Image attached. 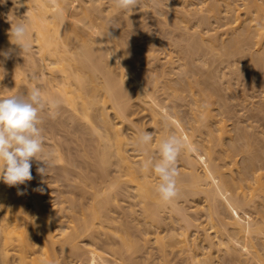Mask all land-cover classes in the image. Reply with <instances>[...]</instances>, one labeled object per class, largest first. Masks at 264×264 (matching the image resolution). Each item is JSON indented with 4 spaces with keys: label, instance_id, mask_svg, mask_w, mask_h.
<instances>
[{
    "label": "bare ground",
    "instance_id": "obj_1",
    "mask_svg": "<svg viewBox=\"0 0 264 264\" xmlns=\"http://www.w3.org/2000/svg\"><path fill=\"white\" fill-rule=\"evenodd\" d=\"M187 1L181 0L172 18L175 22L172 21V27L183 31L180 35L184 39L179 34L177 37L186 39V44L177 47L182 62L175 70L171 58H165L153 69L156 74L152 79L135 68L138 55L133 46L140 39L139 33L133 34V29L124 27L138 22L136 9L150 7L163 17L161 0H140L139 7L128 11L117 9L114 0H32V5L22 9L14 6L13 0L0 2V41H4L0 51L13 49L11 58L5 60L0 56V70L5 73L0 75V84H4L10 96L26 93L39 84L46 99L60 101L54 117L48 111L40 114L46 150L53 152V163H63L49 171L64 182L78 180L74 185L69 182L65 185L64 192L73 197L55 200L52 205L44 204L34 180L12 187L0 181V264H136L132 257L140 254L150 241L147 229L142 233L146 236L141 238L142 244L137 241L119 250L108 249L111 259L94 242V235L99 233L108 234L107 239L110 234L114 243L120 226L111 210L123 209L122 203L126 202H130L129 207L142 208L149 227L154 229L153 239L159 249L179 246L188 255L190 264H219L216 251L236 243L237 238L228 233L227 224L217 214L216 200L223 201L228 209L254 206L251 195L264 190V176L262 167L258 168L260 163L255 165L258 156L249 148L250 136L256 133L238 126L235 110L226 106L225 100L230 96L227 99L223 96L227 94L218 85L215 72L219 67L216 70L218 65L214 63L226 67L239 80L249 79L246 74L253 77L254 72L261 78L257 76V81L264 82V2L242 0L239 7L233 0H224V4L201 0L200 6L190 7ZM23 17L30 24L33 45L31 53L24 56L9 37L11 22L18 23ZM182 39L179 40L184 42ZM109 51H115V55L109 58ZM154 52L151 48L150 54L144 55L146 65L159 61ZM168 65L171 66L167 73L164 69ZM32 74L38 80L30 79ZM164 75L174 77L162 81V93L170 89L168 95L181 97L188 108L193 133L186 142L190 149L204 156L201 174L194 164L198 154L194 157L188 151L181 154L179 161L184 164L178 170L180 195L170 203L161 201L155 193L157 178L139 171L147 156L157 151L160 141L172 133L166 125L159 127L162 121H168L156 95L157 81ZM229 112L237 121L230 120ZM146 117L156 128V135L147 149H137L135 138L144 131ZM228 120L235 122L230 124L231 129H227ZM173 132L182 137L178 128ZM74 139L80 147L72 143ZM79 142L85 144L84 149ZM241 152L245 153L236 160ZM37 165L38 162H32V168ZM232 167H237L236 176ZM40 177L38 180L44 184L46 176ZM242 188L251 191L248 200ZM227 189L244 200L233 198ZM198 194L207 202L209 228L197 217L199 206L184 207L188 200L185 196ZM181 199L186 200L183 205L179 204ZM164 208L170 211L168 218L172 225L179 224L180 231L173 226L162 230L163 234L157 231L168 219L162 217ZM259 209L264 213V203ZM88 210H91L89 218L85 213ZM233 217V224L246 237L264 234V221L252 229L251 220L237 214ZM192 232L195 237H191ZM84 237L90 238V247L81 244ZM199 243L203 252L190 254Z\"/></svg>",
    "mask_w": 264,
    "mask_h": 264
},
{
    "label": "rangeland",
    "instance_id": "obj_2",
    "mask_svg": "<svg viewBox=\"0 0 264 264\" xmlns=\"http://www.w3.org/2000/svg\"><path fill=\"white\" fill-rule=\"evenodd\" d=\"M161 1L163 4V12H164L163 17L155 9L150 8V7L143 8V9H136L135 13L138 14V19H137L138 22L133 26H125L124 27L125 30L133 29V32H132L133 34L139 33L140 39H139L137 44H135L136 43V41H135V43H134L135 45L133 46L135 51H136V54L138 55L136 60H135V68L138 70L139 73L148 77L149 79L154 78L156 72H153V69L155 67H159L158 66L159 63L164 61V59L167 57L171 58V61L173 62L172 66H174V68L176 70L178 67L177 65H179L182 62L179 60V56H180L179 54L180 53L177 54L178 53L177 47H179V45L182 46V44L183 45L186 44L185 43L186 39L183 40L184 36L180 35L181 32L183 33L182 29L179 30L180 28L178 29V27L176 28V26L172 27V24L174 22L173 16L176 15V11L180 6L179 4H180L181 0H161ZM229 1H231V0H229ZM200 2H201V0H188L186 2V4H190V7H198L201 5ZM232 2L236 6L240 7L242 0H233ZM263 2H264V0H263ZM217 3L218 4H224V0H218ZM19 4H20L19 7L22 9V8H24V6L32 5V0H19ZM14 6H16V5H14ZM220 9H223L222 6L220 7ZM164 18H166L170 23L166 20L168 22V24H167L165 22ZM172 18H173V20H172ZM192 20H193V18L191 19V21ZM210 20L212 23V19H210ZM211 23H210V25L213 27V25L215 23H213V24H211ZM180 25L184 26V23L183 24L181 23ZM216 26H217V24H215V27ZM175 28L178 30H176ZM193 29H195V27ZM191 30L192 29H190L189 31L191 32ZM170 31H172V32H170ZM132 33H128V35L130 36V35H132ZM178 34L180 35V37L182 36L183 39L178 38L179 37ZM171 39H172V41H171ZM179 39L180 40L182 39V41H184V42H181ZM3 42L4 41H0V44ZM175 42H178V44H176ZM151 48L155 51L154 54L157 55L159 61L155 62L154 64L149 66V65L145 64L146 61L144 60V55L150 54L149 50ZM214 64L218 65V66H215L216 70L219 67L218 71H216V72L214 71L218 75V76L217 75L216 76L219 78L218 85L223 90L224 94H227V95H223V96L226 97V99L230 96L228 98V100H225V103L228 102L227 103L228 105H226V106H230V108L232 106V110H235V113H236L235 115L237 117L236 119L238 121L236 119H234L235 115L230 114V112L234 113V112H232V110L229 112V114L232 115V116H230V120L231 121L236 120L239 123L238 124L236 122V124H238V126L240 125L239 127L242 126L243 129H245L244 127H246V130L250 131L249 133H251V134H252V132L256 133L255 134L256 136L254 135V133L251 135L255 138H252L250 136V138H251L250 145L251 146L249 148H250V151L252 154H255L258 156L257 161H259V162L256 161L255 165H258L260 163L259 167L258 166L257 167L258 168H260V166L262 167L261 172H262V175L264 176V88L262 87V85L264 86V82L262 81L263 79L259 81V82H261V81L263 82V84L261 85L257 81L258 80L257 76H259V74L255 76L254 72H253V77H250L252 74H246V76H248L249 79H252V78L255 79V77H257L256 80H249L248 78L245 77V73L243 75L242 74H239V75L244 76L246 79L244 78L245 80L244 79L239 80V78H236L237 75L236 76L231 75L228 72V69L226 67H224L222 65L220 66V64H218L217 62ZM214 64H213V66H214ZM242 65L239 64L238 66H242ZM169 66H171V65L166 66V68L164 69L165 72H167V73L170 71ZM251 73H252V71H251ZM1 74L4 75L5 74L4 71L2 73L0 70V75ZM173 77L174 76H172V75H164L163 78H160V80L157 81L156 95L158 96V98L161 101V107L168 114V115H166L165 119L168 121L170 120L169 122L165 121V120L162 121V124L159 125V127L163 128L166 125L167 129H169L172 132L178 128V130H180V132L182 134V138L185 141H187V139H188L187 137L190 134H192L193 131L191 129V125L189 122V114H188V108L186 106V102L181 97H173L170 94L168 95V93L170 92V89L167 90L165 94L162 93V89H163L161 87L163 85L162 81H166L169 78H173ZM239 77L241 78V76H239ZM259 78H260V76H259ZM246 80H248V81L245 82ZM152 83L153 82H151V84ZM167 84H168V82H167ZM225 89H227V90H225ZM7 90L8 89L5 88L4 84H0V91L3 93L0 95V98H6V97L10 96V95L6 94ZM221 94H223V93H221ZM231 95H234L235 98H233ZM230 98H231V100H230ZM172 106H174V109L172 108ZM230 108H228V109L230 110ZM146 119H147V117L143 120L144 130L146 129V131H148V132H153V135L155 138L156 132L154 129H156V128L152 124H150L149 121ZM230 120L226 121L227 129H231L230 128L231 125L235 124V122L232 123ZM195 134H196V136H198L199 132H196ZM254 139H255V141H254L255 143L252 142V140H254ZM74 140L72 143L78 145V141L76 139H74ZM80 140L81 139H79V141ZM256 141H257V143H256ZM75 142H77V143H75ZM79 143H81V142H79ZM73 144H71L72 147L76 146ZM82 144L85 146L84 143H81V147H83ZM76 148H78V147H76ZM83 149H84V147H83ZM79 150H80V148L78 149V151ZM245 152L239 153L235 159L239 160L240 157ZM80 153H78L77 155H80ZM188 153L190 154L191 157H194L196 153L198 154V155L196 154L197 156H195V158L198 156L199 157H198V159L195 160L194 164H195L196 170L202 174V171H203L202 158L204 156L201 155L200 152H199L200 153L199 154L198 151L196 152L195 150L193 151L192 149L190 151H188ZM81 159H83V158L81 157ZM84 159L86 160L85 157H84ZM182 163H183V161H178V170H181V167H183L182 165L184 163L183 164ZM62 164L63 163H58V164L54 163V166L57 167V166H61ZM38 166H40L39 163L34 168H31V172L33 175L32 180H34L36 183H38L39 187H42L44 189V191L41 194H42L43 202L45 205H50V204L52 205L55 200L64 199L65 197H73L74 196V195L69 194L68 192L67 193L64 192L67 190V188L65 186L66 182H69V181L64 182V180L61 177L56 178L55 175L53 174V171H49L48 176L45 177V180H44L45 183L41 184V180L40 179L38 180V178H41V177L36 171ZM235 168H237V167H232V170H231V172L234 176H236L235 170H234ZM203 178L207 182L210 181V179L205 178V176H203ZM74 179L75 178H73V181L71 179V181L68 184L74 185L75 182L78 181L77 179L76 180H74ZM227 190H229V189H227ZM241 191H243V193H245L246 200H248L247 198H249L251 191H248L246 188H244ZM241 191H239V192L236 191V192L241 196V194H242ZM229 192L233 198H236L235 191L229 190ZM183 198H184V196H183ZM182 199L179 200V204H181V202H182V205L188 199L187 205L186 204H185L186 206L184 205L185 208L189 207L192 209V207H194V206L195 207L199 206L198 207L199 210L196 213L197 217H199V219L204 224L206 223V225L204 226L205 228H209V224L206 220V211H205V207L207 209V206H206L207 202L204 201L205 199H204L203 195L198 194L194 197H192V195H188V196H185V198H184V199H186L185 201H182ZM236 199L238 201L244 200L241 197L236 198ZM251 199L253 201H255L254 206L251 204L250 205L251 207L248 205L249 207L248 206H244L243 208L232 207L231 209L226 208L223 201H220V199L216 200L218 202V205L216 204L218 206V207H216V209L218 208L217 209L218 210V213H217L218 216L222 220H224V222L227 224V228L229 230L228 233L232 234V236L234 235V238H237V241L235 244L232 243L230 245H227V247H225V248H220L219 251H216V249H213V251L214 252L216 251V254L218 255L217 260H218L219 264H264V250L260 249V248H264V234H262V233L253 234L252 233L253 236H250V238H248V237H246V235H244V233H240L237 230L236 226L233 224L234 219H235L233 216L235 214H237V216L238 215L242 216L241 218H244L246 220H251L250 223H251V225H253L251 227L252 229H254L253 227L261 226L262 222L264 221V213L260 211L259 207L262 203H264V190L259 191L258 193H254L253 195H251ZM133 201L134 200H132V202ZM127 203L128 202H126L124 204L122 203L123 209H112L111 210V214H113L116 217L117 225L120 226V231L115 233L116 234L115 237L113 236L114 237L113 240H114L115 244L111 243V240H110L111 235L110 234H109L110 239H107L108 234H104V235L102 234L103 237L101 236V234L99 235V233H96V234H98V236L96 234H95L96 236L94 235L95 245L99 248L100 252H104L111 259V256L109 255V253L107 251L108 249L119 250L120 247L127 246V245H129V243L131 245L132 242H137V241L141 242V238L146 237L145 235H142V233L144 232L145 229H147V232L149 233V234H147V236H149L150 241L147 243V245L145 246L144 249L142 248L143 250H142V252H140V254L138 252L136 254V257H134V259L132 257L133 261L136 260V262L137 263L140 262V264H143V263L144 264H190L188 262L189 260H187L189 258L188 255H186L185 252L182 253L179 246L166 247L163 250L159 249L158 244H156L154 242V239H153L155 236L153 234L154 229L149 227L150 223L145 218L143 211H142V208L138 205L129 207L128 204L130 202L128 204ZM204 204H205V206H204ZM256 210H257V212H256ZM168 211L169 210L167 208L166 209L164 208L162 210L161 214H162V217L164 216L163 218H168V216L170 215L169 214L170 211L169 212ZM85 213L88 217L91 213V210H88ZM171 226H173L174 229L177 231L181 230L178 223H175L174 225H172L170 219L168 218V219H164V222H162V224L159 226L157 231H159V232H161V234H163L164 231L166 230V228H170ZM162 230H164V231H162ZM209 231H211V229H208V232ZM124 232H125V234H124ZM190 234H192L191 237L192 236L195 237L193 232ZM105 235L107 237H105ZM213 235L214 234H211V236H213ZM100 236H101L102 240L99 239ZM196 238H197V242H198V240L200 239V236L198 235ZM88 239H90V238L84 237V239H81L80 240V242L82 241L81 244H86V243L88 244L89 243ZM142 242H141V244H142ZM88 246H89V244H88ZM105 251H107V252H105ZM202 252H203V249L201 248V243H199V246H197V248H193V251L190 254H200ZM189 256H191V255H189ZM129 262H130V260H129ZM129 262H127V263H129Z\"/></svg>",
    "mask_w": 264,
    "mask_h": 264
},
{
    "label": "clouds",
    "instance_id": "obj_3",
    "mask_svg": "<svg viewBox=\"0 0 264 264\" xmlns=\"http://www.w3.org/2000/svg\"><path fill=\"white\" fill-rule=\"evenodd\" d=\"M13 3L20 6L19 0H13ZM114 4L119 10L128 11L139 7L140 0H114ZM9 37L23 56L31 53L30 24L24 17L18 23L11 22ZM12 52L13 49L0 51V56L7 60ZM108 53L109 58L115 55V51ZM30 79L38 80V76L32 74ZM59 103L58 99H46L39 84L26 93L0 98V181L10 187L31 181L33 161L40 165L37 173L48 176L49 169L54 166V155L51 150H46L40 114L48 111L54 117ZM153 141V132L145 129L137 134L134 147L147 149ZM190 150L187 142L172 132L160 141L157 151L141 163V173H151L157 178L154 191L161 201L170 203L179 197L178 161L183 152ZM35 190L44 191L42 187Z\"/></svg>",
    "mask_w": 264,
    "mask_h": 264
}]
</instances>
